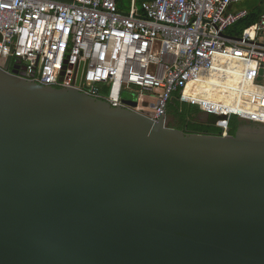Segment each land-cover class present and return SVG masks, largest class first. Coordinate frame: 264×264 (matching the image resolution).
<instances>
[{
  "label": "water",
  "instance_id": "obj_1",
  "mask_svg": "<svg viewBox=\"0 0 264 264\" xmlns=\"http://www.w3.org/2000/svg\"><path fill=\"white\" fill-rule=\"evenodd\" d=\"M20 68L0 67V264H264V119L188 133L84 69L76 87Z\"/></svg>",
  "mask_w": 264,
  "mask_h": 264
},
{
  "label": "built area",
  "instance_id": "obj_2",
  "mask_svg": "<svg viewBox=\"0 0 264 264\" xmlns=\"http://www.w3.org/2000/svg\"><path fill=\"white\" fill-rule=\"evenodd\" d=\"M70 1L0 0V67L11 57L26 78L76 87L84 69V90L104 84L114 105L130 93L156 120L178 94L223 134L233 116L264 119V14L251 36H225L250 0Z\"/></svg>",
  "mask_w": 264,
  "mask_h": 264
},
{
  "label": "trees",
  "instance_id": "obj_3",
  "mask_svg": "<svg viewBox=\"0 0 264 264\" xmlns=\"http://www.w3.org/2000/svg\"><path fill=\"white\" fill-rule=\"evenodd\" d=\"M128 0H121L120 8H124ZM244 10L248 15L229 27L226 34L231 37L245 38L251 36L258 25L261 16L264 14V0H250L244 2ZM99 94L106 97L109 94V87L104 84L97 85ZM200 111L194 106L181 104L178 100V94L174 95V99L169 103L167 115L169 118L168 126L188 133H204L211 135H221L223 130L198 120ZM249 122L233 116L229 121V134L234 136L237 130Z\"/></svg>",
  "mask_w": 264,
  "mask_h": 264
},
{
  "label": "rangeland",
  "instance_id": "obj_4",
  "mask_svg": "<svg viewBox=\"0 0 264 264\" xmlns=\"http://www.w3.org/2000/svg\"><path fill=\"white\" fill-rule=\"evenodd\" d=\"M244 5H245V3H238V4H236L233 7V11H238V10L243 9ZM132 97L133 96H131L130 93H127V92L124 93V98H127L126 100H132ZM197 118H198L199 121H202L203 122L204 114L200 113Z\"/></svg>",
  "mask_w": 264,
  "mask_h": 264
},
{
  "label": "flooded vegetation",
  "instance_id": "obj_5",
  "mask_svg": "<svg viewBox=\"0 0 264 264\" xmlns=\"http://www.w3.org/2000/svg\"><path fill=\"white\" fill-rule=\"evenodd\" d=\"M9 71H10V72H12V71H13V67H12V66H10V68H9Z\"/></svg>",
  "mask_w": 264,
  "mask_h": 264
}]
</instances>
